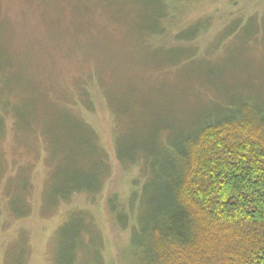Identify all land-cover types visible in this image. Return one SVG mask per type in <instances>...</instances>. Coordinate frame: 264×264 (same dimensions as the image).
Returning <instances> with one entry per match:
<instances>
[{
  "label": "trees",
  "instance_id": "obj_1",
  "mask_svg": "<svg viewBox=\"0 0 264 264\" xmlns=\"http://www.w3.org/2000/svg\"><path fill=\"white\" fill-rule=\"evenodd\" d=\"M91 2L93 0H70L64 3L65 10L59 1L49 0L47 4L53 6L55 12L53 18L46 15L45 25L53 34L52 38L59 40L64 34L83 33L84 25L91 28L82 22ZM172 2L174 0H144L147 15L140 19L136 31H132L138 42L148 46L150 52H155L159 58L158 64L150 69L154 76L168 74L173 81L187 84L185 100L173 102L167 117L146 128L145 137L134 142L124 141L120 130L123 114L128 116L131 109L127 105L116 107L109 92L104 96L112 126L113 157L123 168L136 169L139 177L126 203L109 200L110 215L118 226L129 230L126 264H264V103L249 95L234 94V89L247 91L242 82L235 84V77H246L244 71L247 69L244 68L247 65H231L218 70L202 56H213L223 47L230 49L229 45H235V52L243 48L239 54L244 50L247 52V47L251 48L250 44L264 33V13L231 20L200 48L197 39L209 28L206 16L169 36V41L165 42L167 32L169 35L170 29L172 32L171 24L177 19ZM64 13L65 22L60 25ZM70 18L71 23H68ZM67 25L72 31H67ZM13 35L9 19L0 18L4 49L12 51L5 53L7 65L0 67V84L3 83L2 76H12V81L14 77L22 76L26 81L28 75L23 69L34 68L30 57L35 49L29 42H21L15 47ZM35 46L38 49V43ZM33 59L38 67L29 76L31 80L40 78L46 70L43 55ZM91 70L86 71L82 81L75 83L74 95L70 98L66 95L61 106L75 105L82 114L85 108L95 105L89 99L93 88L97 92L101 87L99 84L105 80V72L96 77ZM54 77L51 72L53 81ZM5 94L10 96L14 107L23 93L15 88L14 91L5 89L1 96ZM4 105L0 112L11 115L8 120L12 122L10 130L14 131L16 120L13 114L20 116V113L14 112L12 107L6 109ZM186 111H189L188 115ZM35 123L32 120L27 124V130L32 129L29 136L34 156L26 169L31 171L35 160L46 166L38 209L43 204L48 205L52 210L49 215L60 204L70 201L74 194L98 192L100 183L97 178L90 183L81 179L78 184L64 173L60 174V182H55L57 178H50L53 169L46 164L45 155L43 161L40 160L44 147L35 134ZM7 131L8 126L4 127L1 118L0 234L1 230L7 231L12 222L30 217L35 212L30 176L22 180L25 194L13 196L15 182L19 184L18 179L25 167L19 163L18 172L9 176L8 172L17 161H8ZM89 131L93 138L90 145L94 151L101 152L100 164L105 163L110 173L111 164L103 160L105 155L97 145L96 133L92 129ZM48 191L51 192L46 194ZM81 211L86 214L71 211L54 231V237L61 241L56 264H80L87 245L98 242L97 231L91 233L95 226L88 210ZM5 212L11 217L2 219ZM15 241L21 245L15 253L17 256L11 251L13 241L5 249L4 264H7L6 260L9 264H25V240L21 235Z\"/></svg>",
  "mask_w": 264,
  "mask_h": 264
},
{
  "label": "rangeland",
  "instance_id": "obj_2",
  "mask_svg": "<svg viewBox=\"0 0 264 264\" xmlns=\"http://www.w3.org/2000/svg\"><path fill=\"white\" fill-rule=\"evenodd\" d=\"M48 1L0 0V18L7 17L10 21V29L15 38L14 46L29 42L35 49L30 57L32 66L38 67L33 57L40 58L43 55V68L46 69L40 74V78L33 80L29 78L35 71L32 67L23 69V73L28 75L26 81L22 76L14 77L13 81L12 76L1 77L3 83L0 84V109L3 103L6 109L12 107L10 96H1L5 89L14 91L16 88L23 93L12 107L14 112L20 113V116H15L12 112L16 120L13 124L14 131L10 130L12 122L8 120L11 116L9 113H6L8 116L0 112V119H3L4 127L8 126V161H17L8 172L9 176L18 172L19 163L25 167L21 178L18 179L19 184L15 182L13 196L25 194L22 180L25 181V178L30 176L29 184L35 212L30 217L12 222L7 231L1 230L0 264H4L5 249L13 241L11 251L13 254L17 252L21 245L15 240L21 235L27 249L25 264H56L61 241L54 237V231L71 211L86 214L81 209L88 210L87 214L94 223L95 228L91 233L95 234L97 231L99 235L98 242H86V245L90 242L91 244L84 249V259L80 264H126L129 230L118 226L110 215L109 200L126 203L139 177L136 169L123 168L113 157L112 126L109 113L105 109V92H109L113 97L116 107L124 108L127 105L131 109V112L127 113L128 116L123 114L120 130L124 141L139 142L145 137L146 128H150L160 118L167 117L173 102L185 100L188 87L184 82L173 81L168 74L160 73L154 76L150 71L152 65L158 64L156 62L159 58L155 52H150L148 46H142L133 33L140 24V19L147 15L146 6L142 3L144 0H93L89 3L85 19L82 20L91 28L84 25L83 33L73 36L64 34L61 36L63 39L59 40L52 38L53 34L49 33L45 25L46 15L53 18L55 12L53 6L51 8L47 4ZM55 1H59L60 7H65L66 10L64 3L70 0ZM172 3L177 19L171 24L172 32L171 29L170 35L167 32L165 42L169 41V36L206 16L209 28L197 39L200 48L207 45L209 39L221 32L231 20L239 16L248 18L253 14L259 16L264 13V0H174ZM64 16L66 13L60 25L65 22ZM71 19L67 22L71 23ZM67 29L72 31V27L68 25ZM204 42L207 43L203 44ZM3 43L0 37V67L7 65L5 53L12 52L9 48L4 49ZM37 43L38 49L35 46ZM250 45L251 48L247 47V52L244 50L242 54L239 53L243 48L235 52V45H227L230 49L223 47L213 56H202L210 61L211 67L218 70L231 65H247L244 68L247 69L244 71L246 77H235V84L242 82L247 91L234 89V94L249 95L264 103V33ZM66 50H69L68 54ZM39 67L42 69L41 65ZM146 68L148 70L144 72ZM89 70L95 73L96 77H100V72H105V80L99 84L101 87L97 92L93 88L89 99L95 105L85 108L86 111L82 114L78 113L75 105L61 106L60 102L66 95L69 98L74 95L75 83L82 81ZM51 72L53 77L55 76L54 81L51 79ZM188 114L189 111H186V115ZM32 120L36 121L34 131L44 147V153L40 155L42 150L39 153L40 160L43 161L45 155L46 164L53 169L50 178H57L55 182H60V174L64 173L74 178L76 184L81 179L90 183L97 178L100 183L98 192L74 194L70 201L63 202L49 215L47 214L52 210L48 205L43 204L41 209H38L46 166L44 162L35 160L31 171L26 169L34 156L29 136L32 129L27 130V124ZM89 129L96 133L97 145L105 155L103 160L111 164L110 173L105 163L100 164L101 152L98 149L94 151L91 147L93 138ZM8 216L11 217L8 212L2 213V219ZM6 262L9 264L7 260Z\"/></svg>",
  "mask_w": 264,
  "mask_h": 264
}]
</instances>
